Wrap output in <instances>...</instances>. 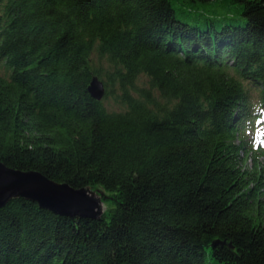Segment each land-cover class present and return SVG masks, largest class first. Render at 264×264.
Here are the masks:
<instances>
[{"label":"trees","instance_id":"1","mask_svg":"<svg viewBox=\"0 0 264 264\" xmlns=\"http://www.w3.org/2000/svg\"><path fill=\"white\" fill-rule=\"evenodd\" d=\"M262 116L264 0H0V162L104 204L11 199L0 264H264Z\"/></svg>","mask_w":264,"mask_h":264},{"label":"water","instance_id":"2","mask_svg":"<svg viewBox=\"0 0 264 264\" xmlns=\"http://www.w3.org/2000/svg\"><path fill=\"white\" fill-rule=\"evenodd\" d=\"M88 91L94 99L101 100L105 93L103 82L93 77ZM14 198L34 201L41 208L65 216L95 219L103 211L101 197L88 187L74 188L40 172L13 170L0 162V208Z\"/></svg>","mask_w":264,"mask_h":264},{"label":"rangeland","instance_id":"3","mask_svg":"<svg viewBox=\"0 0 264 264\" xmlns=\"http://www.w3.org/2000/svg\"><path fill=\"white\" fill-rule=\"evenodd\" d=\"M146 83L147 81L145 77L142 76L139 80V84L146 85ZM104 102L106 104H112L110 98L105 99ZM245 136H246L245 139L249 141L257 150V153L255 155H253L252 152L249 153L248 164L251 165L253 162L255 163L257 162V164H259L264 168V116L260 117L259 120H257L254 129L247 131L245 133ZM94 192L96 193L97 196L101 197L98 191H94ZM102 209H104L103 203H102Z\"/></svg>","mask_w":264,"mask_h":264}]
</instances>
